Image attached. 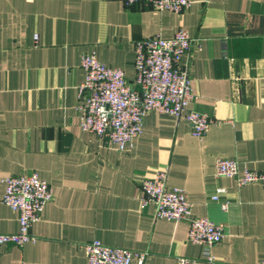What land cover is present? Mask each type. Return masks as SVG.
Segmentation results:
<instances>
[{"label":"crops","instance_id":"0c3cea01","mask_svg":"<svg viewBox=\"0 0 264 264\" xmlns=\"http://www.w3.org/2000/svg\"><path fill=\"white\" fill-rule=\"evenodd\" d=\"M187 28L191 109L216 121L199 138L188 120L150 110L143 132L123 149L80 126L82 54L135 76L136 41ZM218 156L264 170V0H191L183 12L123 0H0V232L19 228L3 202L4 178L38 171L53 187L33 224L35 241L0 244V264H88L83 243L146 251L143 264L187 255L209 264L189 236V220L155 216L140 182L169 166L168 186L186 189L192 215L209 216L226 235L215 264L264 257V189L219 175ZM219 187V200L212 199ZM221 201H228L227 209ZM132 264H139L136 256Z\"/></svg>","mask_w":264,"mask_h":264},{"label":"built area","instance_id":"2783aa9c","mask_svg":"<svg viewBox=\"0 0 264 264\" xmlns=\"http://www.w3.org/2000/svg\"><path fill=\"white\" fill-rule=\"evenodd\" d=\"M147 2L157 9L183 12L191 0H123L125 5ZM193 37L187 28H179L171 36L160 33L136 41L135 76L130 81L122 67L99 59L96 50L82 54L81 65L85 71L78 86L80 101L77 105L80 126L103 137L110 145L123 149L133 145V139L143 132L144 118L153 109L169 113L176 118L184 116L194 136L202 138L216 120L206 112L191 109L194 99L191 85L190 60L183 55L191 52ZM217 174L235 177L239 185L260 182L264 189V170L240 167L237 158L218 156L215 160ZM169 166L156 170L152 177L140 182L142 205L153 203L155 216L172 220H189V238L204 246L209 264L216 259L211 252L214 243L225 235V226L209 216L192 215L191 201L185 188L168 186ZM3 202L18 212L19 228L15 232H0V244H24L35 241L33 224L39 219L45 204L53 197V187L38 171L11 174L4 178ZM219 187L212 199L219 200ZM225 209L228 201H221ZM88 264H132L134 256L143 264L146 251L109 245L94 238L83 243ZM176 264H201V260L178 255ZM256 264H264V257Z\"/></svg>","mask_w":264,"mask_h":264}]
</instances>
